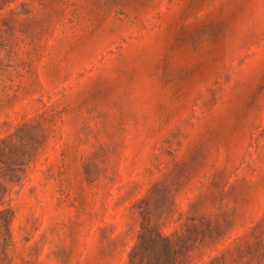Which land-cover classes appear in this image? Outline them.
Returning a JSON list of instances; mask_svg holds the SVG:
<instances>
[{"label": "rangeland", "instance_id": "obj_1", "mask_svg": "<svg viewBox=\"0 0 264 264\" xmlns=\"http://www.w3.org/2000/svg\"><path fill=\"white\" fill-rule=\"evenodd\" d=\"M0 264H264V0H0Z\"/></svg>", "mask_w": 264, "mask_h": 264}]
</instances>
